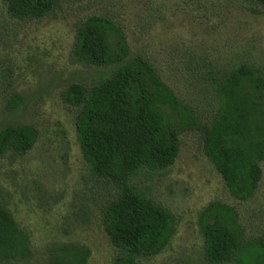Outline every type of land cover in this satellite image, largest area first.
I'll return each mask as SVG.
<instances>
[{
    "label": "rangeland",
    "instance_id": "374dc122",
    "mask_svg": "<svg viewBox=\"0 0 264 264\" xmlns=\"http://www.w3.org/2000/svg\"><path fill=\"white\" fill-rule=\"evenodd\" d=\"M90 14L119 24L131 53L151 58L201 121L210 111L199 78L205 70L240 61L264 68V9L246 0H70L40 20L10 18L0 0V124L10 120L38 131L22 156H0V196L31 240V258L18 264H53L68 243L88 248L86 264H113L118 255L100 224L104 190L82 157L76 108L63 95L69 84L89 86L101 73L71 58L76 21ZM11 93L22 103L8 114ZM261 169L254 196L239 201L205 155L199 132L183 131L173 165L139 185L175 217L167 244L140 264H209L197 217L211 201L234 206L246 239L264 241V160Z\"/></svg>",
    "mask_w": 264,
    "mask_h": 264
},
{
    "label": "trees",
    "instance_id": "16d2710c",
    "mask_svg": "<svg viewBox=\"0 0 264 264\" xmlns=\"http://www.w3.org/2000/svg\"><path fill=\"white\" fill-rule=\"evenodd\" d=\"M70 0H1L17 20L54 15ZM264 9V0H246ZM71 50L74 62L100 69L89 86L69 84L63 95L76 108L75 128L90 175L100 183V224L118 250L113 264H140L159 253L174 232L175 217L149 198L142 177L166 172L180 151L183 131L199 132L203 151L239 201L251 199L261 181L264 160V68L247 61L199 78L210 111L199 120L163 80L151 58L129 49L123 29L102 14L76 21ZM200 72V70L198 71ZM8 114L22 103L18 93L6 100ZM37 129L5 120L0 124V156H22L35 143ZM203 258L209 264H264V241L246 239L232 205L211 201L199 212ZM32 256L28 232L0 196V264H18ZM87 247L61 245L53 264H86Z\"/></svg>",
    "mask_w": 264,
    "mask_h": 264
}]
</instances>
